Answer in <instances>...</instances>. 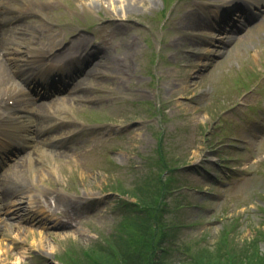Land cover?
<instances>
[{"label": "rangeland", "instance_id": "1", "mask_svg": "<svg viewBox=\"0 0 264 264\" xmlns=\"http://www.w3.org/2000/svg\"><path fill=\"white\" fill-rule=\"evenodd\" d=\"M24 1L35 15L18 22L17 31L6 28L16 35L8 45H21L16 55L36 59L28 57L33 38L43 63L44 52L55 51L51 60L77 64L78 43L100 55L87 58L85 71L61 94L33 95L37 110L59 102L55 115L65 122L62 132L71 126V144L53 145L48 155L40 142L33 164L25 160L24 168L0 173L5 187L16 170L15 185L2 193L6 200L27 190L47 196V205L32 212L30 198L22 213L0 209V264H58L57 257L71 262L68 256L89 261L84 254L111 236L126 255L138 241L134 255L142 264H221L219 250H249L264 233V117L258 115L264 116L258 105L264 97V12L249 25L231 0H213L218 6L210 8L191 0ZM13 4L27 10L21 1ZM223 5L232 11L213 27ZM81 36L85 40L75 42ZM17 37L23 39L12 44ZM1 39L0 47L8 43ZM1 55L0 96L10 78ZM248 76L261 77L246 87L241 79ZM48 117L42 114L31 127L39 139ZM233 138L240 141L228 144ZM213 154L222 163L210 161ZM48 198L55 207L47 212ZM134 202L148 205L139 209ZM200 247L209 252L197 260L190 253Z\"/></svg>", "mask_w": 264, "mask_h": 264}, {"label": "trees", "instance_id": "2", "mask_svg": "<svg viewBox=\"0 0 264 264\" xmlns=\"http://www.w3.org/2000/svg\"><path fill=\"white\" fill-rule=\"evenodd\" d=\"M163 182V190L167 187V185L165 184L164 181ZM161 190V189H160ZM154 200V199H153ZM157 202V200H156ZM148 203H141L140 207L141 208H147ZM149 211V210H147ZM150 233V231H149ZM147 241L150 242L151 238L150 235L147 238ZM258 241L263 242L264 244V233L259 237H255L253 242H255L254 244L252 243V247L246 250H243L244 247L240 250V253H242V255H240V253H235L232 252L229 249L226 248V251H222L219 250L216 253V259H219V261H221V264H264V246L263 249H259L257 247V243ZM136 242L132 244L133 248H129L131 250H126L128 252V254L126 255V253H124V250L121 248V244L122 242H120V240H118L115 236H111V238L106 242L105 245L99 246L96 251L94 248H90V251H93V255L92 254H88L87 252L85 253V251L83 253H85L84 255H86L85 257H87V259L89 261H84V262H78V264H142L139 260L140 258V254H138L139 256H135L134 253L136 254ZM116 243H118L119 245L116 246ZM145 242H141L140 246L143 248H146L144 246ZM118 248V252L120 253L121 257L119 258L118 262L114 259V256L117 255V251L116 249ZM156 246L154 247V251H155ZM87 250V249H85ZM204 252V253H203ZM209 252V250H206L204 248H199L197 249V251L194 254L195 259H197V254L199 253L200 255L203 253L206 254ZM191 254V256H192ZM236 254V255H235ZM128 256V257H127ZM190 257V256H189ZM232 257V258H231ZM151 259V258H150ZM153 262L154 259H151ZM198 260V259H197ZM201 260V259H199ZM210 262V256L206 258V261ZM195 261V260H194ZM204 263V262H203ZM202 263V264H203ZM194 264H201L198 262H195Z\"/></svg>", "mask_w": 264, "mask_h": 264}, {"label": "bare ground", "instance_id": "3", "mask_svg": "<svg viewBox=\"0 0 264 264\" xmlns=\"http://www.w3.org/2000/svg\"><path fill=\"white\" fill-rule=\"evenodd\" d=\"M12 0H4V2L5 3H10ZM113 1V0H112ZM134 1V3L137 1V0H131V2H133ZM114 2V1H113ZM24 3H25V5H26V7H28V4L24 1ZM130 4V3H129ZM8 10V9H7ZM14 27H10V29H8V30H10L9 32H8V30L7 29H4L3 30V33L4 34H2V39H1V41H4V42H9L10 41V39H11V37H13V36H16L15 35V32H14ZM23 38H19V37H17L16 38V40H15V38H14V40H15V42H12V44L14 43H16V42H18V41H21ZM78 40V39H77ZM12 46V45H11ZM11 46H6L4 43L1 45V49H5L6 48V53H7V55L8 56H6V57H13L14 59H15V54L13 53V51H12V47ZM76 51L81 55V56H84V58L83 59H80V61H79V63L81 64H85V62H84V59L85 58H87L89 55H88V52L87 51H85V49L84 48H80V46H78L77 48H76ZM90 55L91 56H89L88 58L89 59H91V58H93L94 56H99L100 55V52H96V53H90ZM12 62H13V66H14V68L16 69V72H18L19 73V75L20 76H22L23 78H25L23 81L25 82V81H27L28 80V78H32L34 75H35V77L38 75V74H41V75H43L45 78H47V77H49L48 76V74L46 73V72H42L43 71V68L40 66L39 67V69L38 70H33L32 69V67L30 66H28V62H26V61H24L23 60V62L22 63H18V62H16V60H12ZM36 79V78H35ZM12 86H13V88L15 89L16 87H21V84L20 83H18V82H14V84H12ZM22 91H24L23 89H22ZM25 94V93H24ZM21 95L23 96V93H21ZM53 104H54V106H58L59 105V102H53ZM40 106V105H39ZM42 107H39V110H38V112L36 113V118H37V121H38V119H40V116L43 114L44 116H45V113H46V111H48V110H46L45 111V109H41ZM15 119H19V123H21L23 126H24V128H26V126L28 125V123H29V118L26 116V115H15ZM49 121H47L46 122V124L48 123ZM40 125V124H39ZM24 131V134H27L28 132H26L25 131V129L23 130ZM34 199H36V197H34Z\"/></svg>", "mask_w": 264, "mask_h": 264}]
</instances>
